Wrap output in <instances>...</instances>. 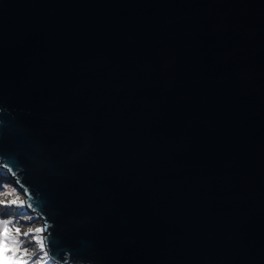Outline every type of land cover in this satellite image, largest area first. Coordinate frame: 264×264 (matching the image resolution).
Returning <instances> with one entry per match:
<instances>
[{"label":"water","instance_id":"obj_1","mask_svg":"<svg viewBox=\"0 0 264 264\" xmlns=\"http://www.w3.org/2000/svg\"><path fill=\"white\" fill-rule=\"evenodd\" d=\"M0 166L81 264H264V0H0Z\"/></svg>","mask_w":264,"mask_h":264},{"label":"rangeland","instance_id":"obj_2","mask_svg":"<svg viewBox=\"0 0 264 264\" xmlns=\"http://www.w3.org/2000/svg\"><path fill=\"white\" fill-rule=\"evenodd\" d=\"M25 188L17 182V177L8 170L0 166V241L5 240L3 231L7 221L9 234L6 238V243L9 246L8 256H15L17 259H26L29 264H63L53 261L47 252L45 235V218L36 210L31 209L26 202ZM12 200H17V204L7 203ZM24 201L20 204L19 201ZM19 227L20 233H16L15 229ZM37 228H44V232L37 233ZM28 233V235H24ZM40 236L45 244L43 250L39 247V241L35 239ZM12 249H17L13 252ZM25 252L27 254H25Z\"/></svg>","mask_w":264,"mask_h":264},{"label":"snow or ice","instance_id":"obj_3","mask_svg":"<svg viewBox=\"0 0 264 264\" xmlns=\"http://www.w3.org/2000/svg\"><path fill=\"white\" fill-rule=\"evenodd\" d=\"M0 203H6L5 201H0ZM7 203H11V204H17L18 201L17 200H12L10 202ZM20 204H23L24 201H19ZM5 224L4 227V231H3V237L5 238V240L0 241V264H29V261L26 259H17L15 256H8L7 252L9 251V246L6 243V238L8 237L9 234V228L7 227L8 222L4 221L3 222ZM16 233H20L21 229L19 227H17L15 229ZM37 233H42L44 232V228H37L35 230ZM24 235H28V233H24ZM35 239L37 241H39V247L41 250H43L45 248V244L42 240V238L40 236H36ZM13 252L17 251V249H12ZM25 254H27L25 252ZM44 255L47 256L48 253L44 252Z\"/></svg>","mask_w":264,"mask_h":264},{"label":"clouds","instance_id":"obj_4","mask_svg":"<svg viewBox=\"0 0 264 264\" xmlns=\"http://www.w3.org/2000/svg\"><path fill=\"white\" fill-rule=\"evenodd\" d=\"M81 264H91V261H81Z\"/></svg>","mask_w":264,"mask_h":264}]
</instances>
